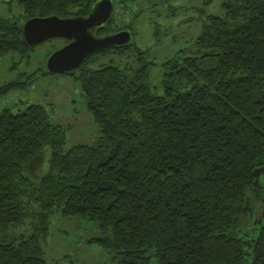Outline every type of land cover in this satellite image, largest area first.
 Returning a JSON list of instances; mask_svg holds the SVG:
<instances>
[{"label":"trees","instance_id":"1","mask_svg":"<svg viewBox=\"0 0 264 264\" xmlns=\"http://www.w3.org/2000/svg\"><path fill=\"white\" fill-rule=\"evenodd\" d=\"M91 1L0 0L9 12L0 16V57L38 47L21 40L28 17L84 16ZM220 8L199 10L197 35L161 62L134 44L129 24L113 27L110 17L94 31L127 29L132 43L64 73L97 126L90 144L65 150V131L44 105L0 108V264H46L54 211L98 226L103 234L89 241L106 264H264V172L253 180L264 168V0H222ZM32 74L1 83L0 97ZM34 154L46 157L39 178L26 167ZM26 221L28 233L10 234Z\"/></svg>","mask_w":264,"mask_h":264},{"label":"rangeland","instance_id":"2","mask_svg":"<svg viewBox=\"0 0 264 264\" xmlns=\"http://www.w3.org/2000/svg\"><path fill=\"white\" fill-rule=\"evenodd\" d=\"M221 2L222 0H172L170 4L154 6L157 3L154 0L121 3L113 0L111 26L119 28L131 25L134 44L142 50L146 49L148 59L152 62H161L197 35L200 25L197 18L202 15L199 10H205L206 14H220ZM12 7V13L17 15L19 8ZM6 9L8 8L5 4H0V16L9 13ZM150 22L157 23L158 34L154 36L152 26L156 23ZM59 44V40L42 43L35 47L28 57H20L18 53L0 57V84L18 79L22 73L27 75L33 72L30 82L0 97V108L12 106L13 109H20L21 104L31 103L44 105L48 109L52 125H58L65 131L63 143L66 150L79 143L94 142L98 130L79 95L77 81L68 74L47 75L40 71L47 52ZM112 57V53L98 55L92 66L106 63ZM131 58L130 52L121 56V59L126 61ZM157 78L155 70H152L150 82L153 86L157 84ZM45 150L47 153L48 150ZM45 160L42 159L41 171L47 167ZM258 180L264 185V174H261ZM35 207L36 204L33 205V208ZM27 223L26 221L21 228L10 230V234L28 233ZM48 224V236L43 245L46 264H67L69 261L73 264H106V252L89 241L103 234L95 223L83 217H64L54 211L49 216ZM247 224L246 220H243L239 222L238 227L243 230Z\"/></svg>","mask_w":264,"mask_h":264},{"label":"water","instance_id":"3","mask_svg":"<svg viewBox=\"0 0 264 264\" xmlns=\"http://www.w3.org/2000/svg\"><path fill=\"white\" fill-rule=\"evenodd\" d=\"M112 8V0H92L84 16H30L20 23L21 40L31 47L51 40L64 41L46 55L43 68L48 74L73 73L82 67L89 54L109 46L120 47L132 43L127 29L94 34L97 28H102L108 22ZM42 159L41 155L34 154L26 163L32 178L40 177ZM262 172L264 168H254V182Z\"/></svg>","mask_w":264,"mask_h":264},{"label":"flooded vegetation","instance_id":"4","mask_svg":"<svg viewBox=\"0 0 264 264\" xmlns=\"http://www.w3.org/2000/svg\"><path fill=\"white\" fill-rule=\"evenodd\" d=\"M63 42H64V41H63ZM63 42H62V41H60V43H61V44H59V46H60V45H62V44H63Z\"/></svg>","mask_w":264,"mask_h":264}]
</instances>
